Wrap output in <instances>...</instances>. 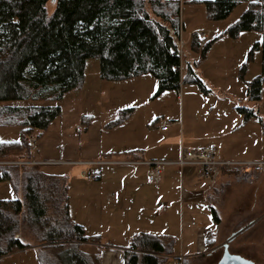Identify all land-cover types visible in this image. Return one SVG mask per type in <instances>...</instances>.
I'll return each mask as SVG.
<instances>
[{
  "label": "trees",
  "instance_id": "16d2710c",
  "mask_svg": "<svg viewBox=\"0 0 264 264\" xmlns=\"http://www.w3.org/2000/svg\"><path fill=\"white\" fill-rule=\"evenodd\" d=\"M202 3L215 22L226 20L240 4H247L225 35L237 40L241 33H262V42L254 44L239 72L243 79L255 52H262V73L247 90L250 101H260L264 89V0ZM182 27L181 6L176 0H0V104L60 102L82 88L91 59L99 60L103 81L153 76L158 82L157 96L178 92L187 82L203 88L197 65L187 53L181 54ZM200 42L199 34H194L191 50L205 59L216 39L202 48ZM182 61L187 68L183 75ZM0 112L4 118L0 129H20L18 141H0V161L41 160L30 153L29 138L46 132L61 116V107L4 106ZM40 167L0 165V181L11 182L22 196L0 200V260L35 250L39 264H101L99 256L81 247L97 243L99 238L90 237L72 220L64 177L47 174ZM212 213L218 223L217 212L212 209ZM23 229L33 235L34 243L24 241ZM174 245L172 238L138 235L125 254V264H165L163 256L172 255Z\"/></svg>",
  "mask_w": 264,
  "mask_h": 264
},
{
  "label": "rangeland",
  "instance_id": "374dc122",
  "mask_svg": "<svg viewBox=\"0 0 264 264\" xmlns=\"http://www.w3.org/2000/svg\"><path fill=\"white\" fill-rule=\"evenodd\" d=\"M246 9V3L240 4L229 18L215 22L208 15L205 16V7H182L181 36L185 42L192 34L208 33L210 29L215 31L211 40L216 39V42L205 59L201 58L200 53H190V59L196 63V71L204 83L203 88L198 83L187 82L182 84L178 92L167 91L157 96L158 82L153 76L143 75L119 82L103 81L99 60L91 59L87 63L82 88L67 94L60 102L19 101L0 104V108L61 107V116L38 137L35 155L44 161L69 163L40 168L47 174L64 177L68 186L70 215L74 221L86 225L91 233L109 231L106 225L101 224L112 213L101 199V177L103 175L104 179H112L115 175L121 177L120 173L127 178L131 176L130 168L113 162L123 159L125 152L146 147L145 140L153 135L152 127L156 120L169 124V130L182 129L184 144L188 148L213 143L220 153L230 155L225 158L264 160V89L260 101H250L247 95L249 83L262 73L261 51L255 52L244 78L239 76L254 44L262 42L263 35L259 32H245L237 40L225 35ZM0 121H4L1 112ZM159 131L160 128L157 129ZM19 138L20 129L17 127L0 129L2 142L18 141ZM220 153L217 150L219 158ZM87 162L97 164L88 166ZM174 171L178 178L174 177ZM201 171L200 167L179 168L168 165L164 168L160 185L150 183L147 174L142 172L141 179L152 187L148 188V195L152 194L153 199L156 198L157 190H163L165 184L176 185L180 181V189L184 191V212L181 217L177 208L176 218L187 242L194 229H201L200 237L204 239L207 216L211 215L214 221L211 207L218 209V217L222 220L217 235L220 246L214 252L200 254L191 264H218L224 253V244L234 234L237 236L229 242L230 252L255 264H264V175L252 183L234 181L216 190L212 189L213 194H210L208 200L205 199V191L209 192L214 185L200 176ZM89 176L96 179L90 180ZM19 185L22 186L21 183ZM215 196L220 202V211ZM19 197L22 198L11 182L0 181V200H15ZM148 214L152 224L147 229L159 231V221H162L164 227L167 226V218L159 214L157 204ZM191 220L196 226L188 224ZM21 237L26 243L32 244L35 241L33 235L25 229L21 231ZM178 242L180 248V240ZM192 244L194 246V241ZM201 245L204 246L203 242ZM203 249L200 248L199 253H203ZM84 251L98 253L99 247H84ZM0 264L39 262L37 252L29 250L4 257ZM165 264L182 263L178 259H169Z\"/></svg>",
  "mask_w": 264,
  "mask_h": 264
},
{
  "label": "crops",
  "instance_id": "0c3cea01",
  "mask_svg": "<svg viewBox=\"0 0 264 264\" xmlns=\"http://www.w3.org/2000/svg\"><path fill=\"white\" fill-rule=\"evenodd\" d=\"M204 1L206 0H188L184 4V6L197 5L205 7V5L202 3ZM205 16L207 17V10ZM182 18L183 10L181 8V23ZM200 33H204L205 35L204 38L201 39V41L207 43L212 39L211 35L212 33H215V31L213 29H210L208 33L198 32L196 34ZM181 41L184 44V50L185 47L187 48L186 53L188 54V58H190L192 56L190 53H195L191 50L192 37L190 36L189 39L185 42V40L181 36ZM184 66L185 64L182 61V75L184 74ZM159 122L160 121L156 120L153 123L154 126L152 128H154V132L153 135L146 138V147L125 152V156H123V159L113 162L115 164L130 168L131 176L129 178H127L126 175L120 173L121 177L119 175H115L112 179H104V176L101 174V199L105 201L106 208L108 210H112V213L107 216V218H104L105 222H101V224L106 225L109 228V231H104L101 233H91V231H88L86 225L74 221L73 217L71 216L72 220L76 224L82 226L90 237L99 238L97 243H86L81 247L83 251L84 247H99L98 253L92 252L88 254L99 256L101 264H125L126 252L130 250L133 239L141 234H150L163 238H172L175 241L173 254L170 256H163V258L166 260L178 259L182 264H191L194 259L200 257V254L205 255L209 251L214 252L216 251V248L220 246V239L217 238V235L219 233V229L221 228L222 220L218 223H215L211 215L207 216V228L204 230V239L203 237H200L202 235V230L200 229V231H197L194 229L192 235L190 236V241H186V237L184 236L185 234H183V232L180 230V226L178 225L176 218L177 208H179L180 210L181 217L183 216L184 212V191L180 189V181H177L176 185L174 183L165 184L163 186V188H165H162L163 190H157L155 199H153L152 194L151 196L148 195V188H150L151 186L143 181V178L141 179V177H143L141 172L145 175L148 174L149 167L138 162H150L155 160H176L179 157L181 147H186L184 144L182 129L180 130L173 128L172 130L168 129L165 132H162L161 130L157 132V129H161V127L167 125ZM210 145L216 146L213 143H202L197 147L194 146L193 150H201ZM216 148L218 150V153H220L217 146ZM229 156L230 155L224 152L220 153L221 159H232L225 158ZM135 162L137 163L135 164ZM144 169L147 170V173ZM174 172L176 173L174 174V177L178 178L177 172ZM180 173L184 174L183 172ZM234 181L237 182L232 176H222L218 183L214 185L210 190H208L209 192L205 191V199H208L210 194H213L212 192L215 188L219 186L222 187L223 185H227L229 183H234ZM216 197L217 196L214 197L215 203L219 206L220 202L218 199H216ZM154 204H157L159 214L164 215V217L167 218L168 222L167 226L164 227L162 225V221H159L160 229L156 232L151 231V229H147L151 228L152 224L148 212L151 210ZM218 208L220 211V206ZM212 209L218 212V209H216L215 207H211V210ZM188 224L191 227L196 226V223L193 220L188 222ZM178 240H180V248ZM192 240L194 241V246L192 244ZM202 242L204 246L201 245ZM187 243L190 245H187ZM211 243L213 244V246H211ZM202 247H204L203 251H201L203 253H199V250Z\"/></svg>",
  "mask_w": 264,
  "mask_h": 264
},
{
  "label": "built area",
  "instance_id": "2783aa9c",
  "mask_svg": "<svg viewBox=\"0 0 264 264\" xmlns=\"http://www.w3.org/2000/svg\"><path fill=\"white\" fill-rule=\"evenodd\" d=\"M181 5V8L188 0H176ZM199 36L204 38V33H200ZM205 45L204 42H200V47ZM180 51L184 54V44L180 41ZM169 124L161 127V131L165 132L169 128ZM37 137H30V153H37ZM69 164L67 162L59 161H44L37 159H29L25 161L5 162L0 161V165H25V166H48ZM131 163V162H130ZM137 162H135L136 164ZM149 167L148 181L155 185H160L162 180V174L165 166L172 165L179 168L185 167H200L202 169L200 176L207 180L209 183L216 185L220 178L224 175L232 176L237 182H254L259 177L264 175V160H232L221 159L217 156L216 146L210 145L201 150H193L182 146L180 149L179 157L176 160H155L150 162H138ZM97 164L96 162H87L86 165L92 166ZM88 179L95 180L96 177L89 176Z\"/></svg>",
  "mask_w": 264,
  "mask_h": 264
},
{
  "label": "water",
  "instance_id": "95a60500",
  "mask_svg": "<svg viewBox=\"0 0 264 264\" xmlns=\"http://www.w3.org/2000/svg\"><path fill=\"white\" fill-rule=\"evenodd\" d=\"M237 236L234 234L226 244H224V253L218 264H255L253 261L243 258L240 255L232 254L229 250V242Z\"/></svg>",
  "mask_w": 264,
  "mask_h": 264
},
{
  "label": "snow or ice",
  "instance_id": "6c2138e0",
  "mask_svg": "<svg viewBox=\"0 0 264 264\" xmlns=\"http://www.w3.org/2000/svg\"><path fill=\"white\" fill-rule=\"evenodd\" d=\"M254 2H255V0H254ZM241 35H243V33H241Z\"/></svg>",
  "mask_w": 264,
  "mask_h": 264
}]
</instances>
